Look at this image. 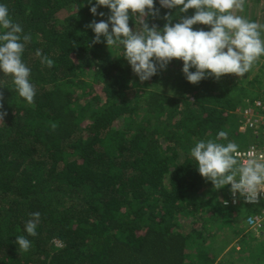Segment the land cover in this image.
Instances as JSON below:
<instances>
[{
    "label": "trees",
    "instance_id": "obj_1",
    "mask_svg": "<svg viewBox=\"0 0 264 264\" xmlns=\"http://www.w3.org/2000/svg\"><path fill=\"white\" fill-rule=\"evenodd\" d=\"M0 4L31 35L22 59L36 90L28 104L0 72V111L7 112L0 122V264H264V238L241 227L260 207H226L231 185L214 189L190 154L222 130L238 151L260 146L243 112L264 106V72L194 85L183 62L172 60L141 82L122 48H108L104 37L91 43L95 33L86 25L110 15L98 7L104 16H93L96 0ZM154 6L159 16L146 20L160 29L167 14L173 24L195 14L162 8L160 0ZM260 14L250 21L264 24ZM34 212L40 222L32 237L25 224ZM20 235L31 241L27 252L15 243Z\"/></svg>",
    "mask_w": 264,
    "mask_h": 264
},
{
    "label": "clouds",
    "instance_id": "obj_2",
    "mask_svg": "<svg viewBox=\"0 0 264 264\" xmlns=\"http://www.w3.org/2000/svg\"><path fill=\"white\" fill-rule=\"evenodd\" d=\"M245 2L160 0L162 8L178 9L180 13L195 9L194 15L180 16L175 24L171 14L165 15L167 22L160 29L155 24L150 27L146 20L159 16L154 0H96V5L90 9L93 16H104L103 12H97L98 7L108 8L110 15L107 21L93 20L86 27L95 33L93 45L101 43V37H104L108 48H122L123 58L141 82L165 70L172 60H180L185 78L195 85L209 77L216 80L230 74L243 77L264 56V39L261 37L264 24L238 14L244 12ZM133 17L139 24L135 30L129 27ZM194 25H206L210 30H194ZM0 29L3 30L0 31V72L11 75L19 96L28 104H34L36 90L29 80L31 69L22 59L31 35L23 33L22 26L11 19L3 4H0ZM36 56L41 57L42 64L53 67V60L42 56L40 50L36 51ZM193 68L195 71H190ZM3 99L0 93V109H3ZM6 116V111H0V122H4ZM56 127L57 124H51L53 130ZM238 148L239 145L229 141L228 133L222 130L215 139L199 140L190 154L197 162L199 174L210 180L214 189L231 185L233 197L239 193L245 203L257 204L260 194L264 193V155L248 152L241 159ZM39 222L40 213H32L25 224L28 236L37 235ZM15 243L24 252L31 247V241L24 235L18 236Z\"/></svg>",
    "mask_w": 264,
    "mask_h": 264
},
{
    "label": "built area",
    "instance_id": "obj_3",
    "mask_svg": "<svg viewBox=\"0 0 264 264\" xmlns=\"http://www.w3.org/2000/svg\"><path fill=\"white\" fill-rule=\"evenodd\" d=\"M243 118L246 120V125L249 131L253 132L256 138H262L260 146H253L249 149L239 151L241 153V159L244 158L243 154L253 152L257 156L264 155V106L258 102L254 107L247 108L243 112ZM264 193L260 194L259 202L257 204L245 203L244 198L239 193L235 197H231L227 203H224L226 207H239L242 204L248 207H260L261 212L259 214L248 215L245 224L254 232L264 231Z\"/></svg>",
    "mask_w": 264,
    "mask_h": 264
},
{
    "label": "rangeland",
    "instance_id": "obj_4",
    "mask_svg": "<svg viewBox=\"0 0 264 264\" xmlns=\"http://www.w3.org/2000/svg\"><path fill=\"white\" fill-rule=\"evenodd\" d=\"M263 9H264V7L262 6V4H258V3H256V0H252V1L246 2L245 7H244V12L238 13V14L246 17L249 20H251L252 15H254L256 17L261 15L260 13L263 11ZM263 72H264V60H262L260 57L257 60V62L254 64L252 69L248 73H246L243 77L251 80L256 76L261 75ZM235 78L238 79L240 77L235 76ZM241 227H243L247 232L251 231L250 229H248V227H246L245 223H243ZM262 233L263 232H253V235H255L257 237L260 236V237L264 238V234H262ZM234 246L239 249L238 243H234Z\"/></svg>",
    "mask_w": 264,
    "mask_h": 264
}]
</instances>
